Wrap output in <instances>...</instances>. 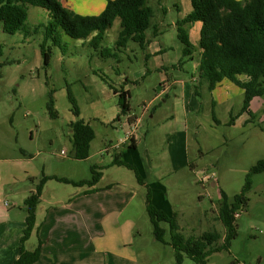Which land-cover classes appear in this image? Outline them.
<instances>
[{
  "label": "rangeland",
  "instance_id": "rangeland-1",
  "mask_svg": "<svg viewBox=\"0 0 264 264\" xmlns=\"http://www.w3.org/2000/svg\"><path fill=\"white\" fill-rule=\"evenodd\" d=\"M177 1L147 0L153 14L143 46L133 40L117 46L120 27L115 19L96 48L67 34H62L64 50L48 40L47 65L40 52L43 27L38 26L47 20L45 9L29 5L23 27L13 34L4 32L0 22V174L10 173L16 157L28 160L27 170L36 172L37 179L42 174L90 178L92 164L99 166L97 171L104 166L101 171L108 178L139 187L121 218L133 219L131 249L139 253L142 264H176L173 247L152 233L143 201L146 186L138 184L134 172L123 165L105 166L123 149L122 143L129 142L130 138L119 140L130 130L144 176L159 177L169 188L178 231L193 238L206 231L221 235L204 249L203 263L181 251L182 264H264V171L251 174L246 205L234 220L236 235L228 241L218 218L220 191L228 198L238 193L250 166L264 156V96L250 101V118L245 111L239 113L243 90L226 79L212 90L202 81L194 94L198 55L179 63L184 57L176 36L175 20L182 12L175 6ZM105 48L109 55H102ZM121 88L129 91L130 108L125 113L113 92ZM68 90L78 117L94 130L85 159L68 155L70 121L76 118ZM50 98L54 115L47 108ZM48 180L49 185L70 187ZM4 201L10 202L9 208ZM0 205L14 209L17 200L6 191ZM168 236L164 240L169 241ZM30 245L31 240L24 242L26 248Z\"/></svg>",
  "mask_w": 264,
  "mask_h": 264
},
{
  "label": "trees",
  "instance_id": "trees-1",
  "mask_svg": "<svg viewBox=\"0 0 264 264\" xmlns=\"http://www.w3.org/2000/svg\"><path fill=\"white\" fill-rule=\"evenodd\" d=\"M189 2L191 9L183 17L176 19L175 28L177 39L183 45L184 58L179 63L192 59L194 52L198 50V80L193 82L194 94L197 95V86L202 81L206 82L209 90H212L226 79L243 90V103L239 113L245 111L251 118L253 114L249 108L250 101L255 96H264V0H189ZM29 5L39 6L48 14L46 22L38 25L43 27L40 52L45 65L48 64L50 56V46L46 45L48 40L64 50L62 34H67L72 38L85 40L96 48L103 40L106 29L115 19H118L120 27L115 40L117 46H125L128 40L143 46L147 43L145 30L149 27L153 14L147 0H107L104 8L95 15L74 12L63 6L59 0H0L2 30L9 34L20 30L27 19ZM198 20L201 22L199 37L196 44H193L189 39L188 29ZM109 54V48L102 50V55ZM113 92L118 95L120 112L125 113L130 108L129 91L121 88L113 89ZM67 93L72 104V113L76 116L70 121L71 154L76 159H84L89 154L94 130L89 123L78 117L79 109L75 99L69 90ZM47 108L54 115L51 98L48 100ZM235 117L236 115L231 116V123ZM111 164L123 165L131 169L137 182L143 183V178L135 165L121 159L120 153L113 156ZM98 168L97 165L90 166L89 179L72 180L64 176L46 174L39 177L34 189L29 191L22 203L26 225L20 236L18 255L12 264H32L39 258L42 241L37 239L31 249H27L24 242L34 229L36 207L44 182L55 179L74 185L92 184L100 175ZM262 171H264V156L250 166L238 193L228 198L224 191H220L218 218L225 228L224 241L236 235L234 228L236 217L233 214L246 205L245 192L251 185V174ZM145 210L151 221L155 239L169 243L173 247L176 264H182L181 251L203 263L206 255L204 249L221 236L216 231H206L196 238L185 237L178 231L176 213L168 215L155 207L151 202L148 187L145 192ZM166 233L169 234V241L163 238Z\"/></svg>",
  "mask_w": 264,
  "mask_h": 264
},
{
  "label": "crops",
  "instance_id": "crops-1",
  "mask_svg": "<svg viewBox=\"0 0 264 264\" xmlns=\"http://www.w3.org/2000/svg\"><path fill=\"white\" fill-rule=\"evenodd\" d=\"M59 1L74 12L86 15L101 11L107 0ZM184 1L175 2L178 9L182 8L177 18L183 17L191 9L189 0L187 3ZM200 27L201 22L198 20L188 29L189 39L193 44L198 40ZM194 53L198 55V50ZM132 118V121H138L136 116ZM127 121L129 123V117ZM182 129L184 138L185 125ZM129 138L128 143H122L124 145L119 151L120 158L135 165L143 178L142 184L137 180L136 182L150 189L153 205L168 215L176 213L177 216L170 201L167 184L159 177L148 179L144 176L141 159L136 154L135 136L131 134ZM71 151L68 154L70 158L79 160L72 157ZM111 160L105 166L116 165L111 164ZM27 162L25 157H16L11 161L10 173L0 174V197L7 191V194L17 200V207L14 209L0 207V264H12L19 252L20 236L26 225L22 203L38 180L36 172L27 170ZM102 167L104 166L100 165V175L92 184L64 183L70 187L63 188L59 185H49L50 180L44 182L36 207L35 226L27 239L31 240L30 248L27 249L33 248L37 239L42 241L39 258L32 264H142L139 253L131 249L133 219L128 216L121 218L123 210L137 196L139 187L134 183L126 185L118 179L108 178L101 171ZM69 175L61 176L72 180L89 179H78ZM18 183L22 187L14 188ZM210 183L215 184L213 180H210ZM4 187L6 191L3 190ZM143 201L145 205V200ZM3 203L9 208L10 202Z\"/></svg>",
  "mask_w": 264,
  "mask_h": 264
},
{
  "label": "built area",
  "instance_id": "built-area-1",
  "mask_svg": "<svg viewBox=\"0 0 264 264\" xmlns=\"http://www.w3.org/2000/svg\"><path fill=\"white\" fill-rule=\"evenodd\" d=\"M131 134H132L131 131L127 130L126 131V136H125V138L122 141H126L130 137ZM60 152H61V154H65V150H63V149ZM233 215L235 217H237L239 215L238 211H236Z\"/></svg>",
  "mask_w": 264,
  "mask_h": 264
}]
</instances>
